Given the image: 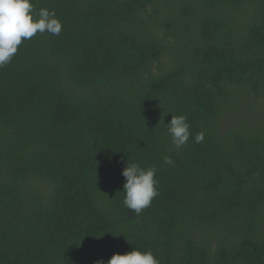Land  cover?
Segmentation results:
<instances>
[{
  "label": "trees",
  "instance_id": "obj_1",
  "mask_svg": "<svg viewBox=\"0 0 264 264\" xmlns=\"http://www.w3.org/2000/svg\"><path fill=\"white\" fill-rule=\"evenodd\" d=\"M32 3L63 27L0 68V264H264V0ZM127 162L157 168L140 215Z\"/></svg>",
  "mask_w": 264,
  "mask_h": 264
},
{
  "label": "clouds",
  "instance_id": "obj_2",
  "mask_svg": "<svg viewBox=\"0 0 264 264\" xmlns=\"http://www.w3.org/2000/svg\"><path fill=\"white\" fill-rule=\"evenodd\" d=\"M62 27L54 9L37 10L32 0H0V68L11 62L24 40L45 32L58 36ZM167 124L168 134L177 147L188 142L191 133L186 115H173ZM203 140L202 132L194 137L195 143H202ZM164 162L172 164L173 160L165 156ZM156 173L155 166L141 167L129 162L122 170L125 178L123 203L136 215H140L159 195ZM95 264H160V261L152 250L132 248L124 253H114L107 261L97 260Z\"/></svg>",
  "mask_w": 264,
  "mask_h": 264
},
{
  "label": "rangeland",
  "instance_id": "obj_3",
  "mask_svg": "<svg viewBox=\"0 0 264 264\" xmlns=\"http://www.w3.org/2000/svg\"><path fill=\"white\" fill-rule=\"evenodd\" d=\"M223 123H224L226 126H228L229 121L226 120V121H223Z\"/></svg>",
  "mask_w": 264,
  "mask_h": 264
}]
</instances>
